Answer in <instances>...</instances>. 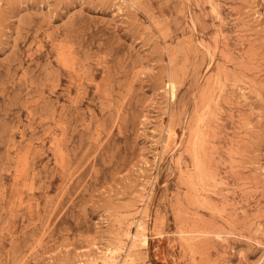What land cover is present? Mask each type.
<instances>
[{"label":"rangeland","instance_id":"1","mask_svg":"<svg viewBox=\"0 0 264 264\" xmlns=\"http://www.w3.org/2000/svg\"><path fill=\"white\" fill-rule=\"evenodd\" d=\"M113 250L264 264V0H0V264Z\"/></svg>","mask_w":264,"mask_h":264},{"label":"bare ground","instance_id":"2","mask_svg":"<svg viewBox=\"0 0 264 264\" xmlns=\"http://www.w3.org/2000/svg\"><path fill=\"white\" fill-rule=\"evenodd\" d=\"M168 86H169V93L174 98L176 96V92H177L176 83L174 81H170ZM144 230H145V227L140 222L138 224L137 233L132 235L131 232H129V234H130L131 238L136 241L138 238V233L141 234ZM142 242L144 245H147L148 241H147V239H143ZM116 253H117L116 250L110 251L109 256H103L101 261L99 260V258H92L89 262L84 263V264H116V259H117Z\"/></svg>","mask_w":264,"mask_h":264}]
</instances>
